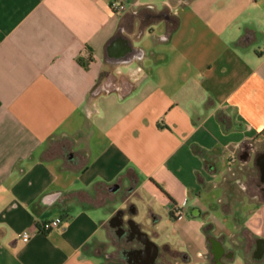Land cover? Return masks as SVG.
<instances>
[{
    "label": "crops",
    "instance_id": "obj_1",
    "mask_svg": "<svg viewBox=\"0 0 264 264\" xmlns=\"http://www.w3.org/2000/svg\"><path fill=\"white\" fill-rule=\"evenodd\" d=\"M114 1L0 0V264H125L115 185L185 264H264V0Z\"/></svg>",
    "mask_w": 264,
    "mask_h": 264
},
{
    "label": "flooded vegetation",
    "instance_id": "obj_2",
    "mask_svg": "<svg viewBox=\"0 0 264 264\" xmlns=\"http://www.w3.org/2000/svg\"><path fill=\"white\" fill-rule=\"evenodd\" d=\"M260 169L259 176L253 178L255 189L261 187V181H264V155L258 160ZM121 206L113 215L110 224L117 226L113 229V235L111 239V247L114 250H119V261L122 263V257L125 264H185L188 260L178 248L171 246H164L159 248L157 258L153 262L152 256L154 255V246L149 243L142 232L149 234L150 239L158 235L155 230L156 224L159 222V217L153 212L151 207H147V218L150 220L148 230H145V225L141 221H138L140 210L135 203H132L131 188L121 187ZM176 208L172 210L171 217L177 220H181L183 217H179L176 214ZM151 234V235H150ZM101 253V252H100ZM106 260H114L115 255L112 252L104 253L102 255Z\"/></svg>",
    "mask_w": 264,
    "mask_h": 264
},
{
    "label": "built area",
    "instance_id": "obj_3",
    "mask_svg": "<svg viewBox=\"0 0 264 264\" xmlns=\"http://www.w3.org/2000/svg\"><path fill=\"white\" fill-rule=\"evenodd\" d=\"M112 8H113L114 10H117V9L122 8V5H121L120 1L115 0V1L112 3ZM84 55H86V57H88L87 52H86ZM176 214H177L179 217H183V216H184V210H183V207H177V208H176ZM61 223H62V218L58 217V218H56V219H54V220H52V221H50V222H48V223H45L44 226H45L46 229H53V228L58 227ZM31 236H32L31 232L26 231V232H24L23 235H22V240H23L24 242H28V241L31 239Z\"/></svg>",
    "mask_w": 264,
    "mask_h": 264
},
{
    "label": "rangeland",
    "instance_id": "obj_4",
    "mask_svg": "<svg viewBox=\"0 0 264 264\" xmlns=\"http://www.w3.org/2000/svg\"><path fill=\"white\" fill-rule=\"evenodd\" d=\"M216 194H213V195H211L210 197H209V195L208 194H206V193H203L202 194V196H201V202L202 203H207L208 201H217L216 199V196H215ZM186 206V204L185 205H183L182 207H185ZM162 209V208H161ZM142 215H143V209H141V214L139 215V219L142 217ZM163 229L164 230H167V231H170L171 232V230H173V228L171 227H167L166 225H164L163 226ZM110 248H112V247H110ZM113 249V248H112Z\"/></svg>",
    "mask_w": 264,
    "mask_h": 264
},
{
    "label": "water",
    "instance_id": "obj_5",
    "mask_svg": "<svg viewBox=\"0 0 264 264\" xmlns=\"http://www.w3.org/2000/svg\"><path fill=\"white\" fill-rule=\"evenodd\" d=\"M119 188H120L119 185H115L112 189H113V191L117 192V191L119 190ZM142 233H143V235L146 237V239L149 241V243H151V244L154 246L155 252H154V255H153L152 258H151L152 261L154 262V261L156 260V258H157V253H158L159 247L157 246L156 243H154V242L150 239V237H149V235H148L147 233H145V232H142Z\"/></svg>",
    "mask_w": 264,
    "mask_h": 264
},
{
    "label": "trees",
    "instance_id": "obj_6",
    "mask_svg": "<svg viewBox=\"0 0 264 264\" xmlns=\"http://www.w3.org/2000/svg\"><path fill=\"white\" fill-rule=\"evenodd\" d=\"M220 118H221V114H220Z\"/></svg>",
    "mask_w": 264,
    "mask_h": 264
}]
</instances>
